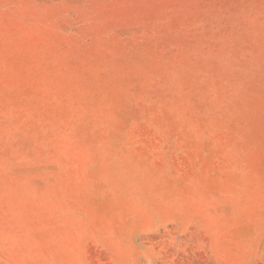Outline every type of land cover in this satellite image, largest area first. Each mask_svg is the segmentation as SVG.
<instances>
[{"label":"rangeland","instance_id":"1","mask_svg":"<svg viewBox=\"0 0 264 264\" xmlns=\"http://www.w3.org/2000/svg\"><path fill=\"white\" fill-rule=\"evenodd\" d=\"M0 264H264V0H0Z\"/></svg>","mask_w":264,"mask_h":264}]
</instances>
